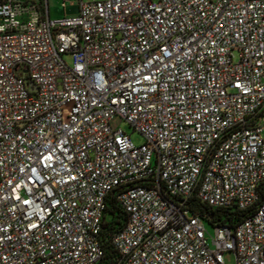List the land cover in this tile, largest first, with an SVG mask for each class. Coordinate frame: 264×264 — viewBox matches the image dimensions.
<instances>
[{
	"label": "built area",
	"instance_id": "built-area-1",
	"mask_svg": "<svg viewBox=\"0 0 264 264\" xmlns=\"http://www.w3.org/2000/svg\"><path fill=\"white\" fill-rule=\"evenodd\" d=\"M57 1L0 0V264H264V0Z\"/></svg>",
	"mask_w": 264,
	"mask_h": 264
},
{
	"label": "trees",
	"instance_id": "trees-1",
	"mask_svg": "<svg viewBox=\"0 0 264 264\" xmlns=\"http://www.w3.org/2000/svg\"><path fill=\"white\" fill-rule=\"evenodd\" d=\"M187 207L194 214L206 218V222L210 226H227L233 228L246 217V212L238 211L234 207L212 209L205 205L198 204L194 199L189 201ZM106 213V215H110L112 217V221H104V233L102 234L103 239L107 238L106 232L110 234L117 232L121 230V228L126 223L125 214H123V212H121V210L116 207L113 199L108 203V209ZM103 246L106 257L111 258L113 255V250L109 246L107 239H104Z\"/></svg>",
	"mask_w": 264,
	"mask_h": 264
},
{
	"label": "rangeland",
	"instance_id": "rangeland-1",
	"mask_svg": "<svg viewBox=\"0 0 264 264\" xmlns=\"http://www.w3.org/2000/svg\"><path fill=\"white\" fill-rule=\"evenodd\" d=\"M81 1L82 3H90V2H100L104 0H81ZM49 7H50V15L52 17H60L71 11L70 8L62 9L60 6V3L57 0H49ZM66 63H69V59H66ZM114 125H116L119 129L122 130V132H124L128 136V138L130 139V142L135 147H138L143 144V138L126 123L121 122V121H115ZM263 140H264V134H263ZM105 220L106 222H110L112 221V217L110 215H106ZM206 230L208 234L210 235L213 234V231L211 230V228L206 226ZM223 262L224 264H234L233 255L231 253H225L223 255Z\"/></svg>",
	"mask_w": 264,
	"mask_h": 264
},
{
	"label": "water",
	"instance_id": "water-1",
	"mask_svg": "<svg viewBox=\"0 0 264 264\" xmlns=\"http://www.w3.org/2000/svg\"><path fill=\"white\" fill-rule=\"evenodd\" d=\"M30 87H32V85L29 84Z\"/></svg>",
	"mask_w": 264,
	"mask_h": 264
}]
</instances>
